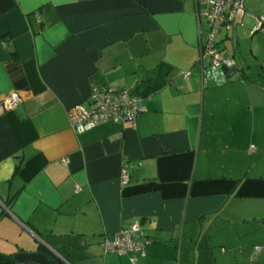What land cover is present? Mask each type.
<instances>
[{
  "label": "crops",
  "instance_id": "obj_1",
  "mask_svg": "<svg viewBox=\"0 0 264 264\" xmlns=\"http://www.w3.org/2000/svg\"><path fill=\"white\" fill-rule=\"evenodd\" d=\"M240 11L229 77L201 60L197 0H0V253L264 264V32H252L264 0ZM95 86L130 89L144 110L76 132L67 109ZM134 220L145 253L105 252L103 237Z\"/></svg>",
  "mask_w": 264,
  "mask_h": 264
},
{
  "label": "built area",
  "instance_id": "obj_2",
  "mask_svg": "<svg viewBox=\"0 0 264 264\" xmlns=\"http://www.w3.org/2000/svg\"><path fill=\"white\" fill-rule=\"evenodd\" d=\"M202 6L201 16L207 24L205 42L201 45V60L207 58L212 66H223L228 69L232 76H240L239 71L234 70L236 61L234 59V49L232 43L235 38L237 26L236 14L243 10L245 0H197ZM255 30L264 32V15L255 17ZM224 32L223 41H228V47L219 45V35ZM203 68V65H202ZM189 71L185 72V76ZM18 92L8 93L3 104L5 108H14L20 101ZM141 97L133 93L130 89H117L111 86L93 87L87 104L82 102L67 109V118L70 127L76 132L88 130L100 123L130 122L134 120L144 108L141 104ZM254 149L253 146L250 148ZM64 164L69 162L67 157L62 158ZM122 182L129 181L126 170L122 172ZM78 189V186H76ZM150 242L145 230L138 220H134L127 228L121 229L112 236L105 235L102 246L105 252H117L118 254H128L130 252L145 253V248ZM136 257L132 256L134 262Z\"/></svg>",
  "mask_w": 264,
  "mask_h": 264
},
{
  "label": "trees",
  "instance_id": "obj_3",
  "mask_svg": "<svg viewBox=\"0 0 264 264\" xmlns=\"http://www.w3.org/2000/svg\"><path fill=\"white\" fill-rule=\"evenodd\" d=\"M255 26H256V24H255ZM255 31H258L259 32V30H255V27H254V29L252 30V32H255ZM260 32H262V31H260ZM235 40H236V30H235V38H234V41ZM223 68L225 69V72L227 73V75L229 77H232V75L229 74L228 69L225 68V67H223ZM239 73H240V71H239ZM13 262H14V259H13V256L11 254L0 253V264H12Z\"/></svg>",
  "mask_w": 264,
  "mask_h": 264
},
{
  "label": "rangeland",
  "instance_id": "obj_4",
  "mask_svg": "<svg viewBox=\"0 0 264 264\" xmlns=\"http://www.w3.org/2000/svg\"><path fill=\"white\" fill-rule=\"evenodd\" d=\"M240 12H241V11H240ZM204 227H206V226H204ZM204 227H203V229H204ZM199 236H200V235H199ZM204 249L206 250V253H204V252L201 253V259H205L206 256L210 255V250H211V249L208 248V247H207V248L204 247ZM202 261H203V260H202Z\"/></svg>",
  "mask_w": 264,
  "mask_h": 264
}]
</instances>
